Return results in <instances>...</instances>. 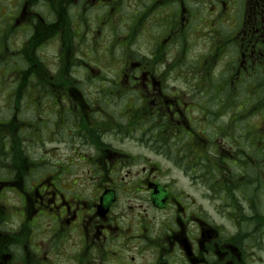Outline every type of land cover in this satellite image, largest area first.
<instances>
[{"label": "flooded vegetation", "instance_id": "obj_1", "mask_svg": "<svg viewBox=\"0 0 264 264\" xmlns=\"http://www.w3.org/2000/svg\"><path fill=\"white\" fill-rule=\"evenodd\" d=\"M7 4L20 51L56 39L68 63L46 161L0 121V264H264V0H0L1 24ZM113 16L108 80L86 60Z\"/></svg>", "mask_w": 264, "mask_h": 264}, {"label": "rangeland", "instance_id": "obj_2", "mask_svg": "<svg viewBox=\"0 0 264 264\" xmlns=\"http://www.w3.org/2000/svg\"><path fill=\"white\" fill-rule=\"evenodd\" d=\"M13 10L15 7L13 6ZM4 11V10H3ZM2 11V13H3ZM11 6L9 4L6 5V13L2 14V24L0 22V45L2 44V57H0V121L6 123L7 121L13 118V115L17 117L19 122L28 123L31 126H27L26 128H18V131L15 128L12 129L8 135L13 133V136L21 135V138L24 146L31 145L36 150V153L42 155L44 157V161L47 160L46 150L49 147L48 141V132H52L53 126L52 122L56 121V114H52L51 101L49 98L46 89H42L43 87H36L35 82L33 80L27 81V85L30 86L29 90L26 89L23 94L24 98L21 100V106L19 111L15 110L14 107V93L16 87L18 86V75L19 71L24 68V59L22 53L20 51V46L25 42L30 33L26 35L22 32H17L14 35H10L9 31H6V21L5 19L10 15ZM103 13V9L101 10V14ZM99 16V15H97ZM90 18L94 17V13H90ZM103 24L101 29H98V33H94L92 37L93 45L96 50L98 47H101V50L93 53L92 58L86 60L88 63L98 64L100 63L104 67L107 64L112 63L113 67L107 71L102 70L101 73L106 75V79L113 80L115 75L111 72L112 69L119 68L120 65L124 63L123 59H120L121 53L119 50L110 51L111 57L107 54L109 46L112 44V40L114 37V33L116 31L120 34L125 32V22L121 23V17L116 19L115 16L111 17L109 21L104 22V18H101ZM79 25L80 23H74ZM2 29V33H1ZM78 29V26H77ZM57 44V40L55 39L49 45L46 50L41 52V58L43 62L46 64L47 69L54 73L58 69L59 59L61 56L59 53L57 54L54 46ZM146 38L140 37L138 41V47H146ZM140 45V46H139ZM53 46V47H52ZM134 50V48L132 47ZM141 50V49H140ZM4 51V52H3ZM142 51H144L142 49ZM85 53V52H83ZM116 53V55H114ZM144 53V52H142ZM79 58H84L83 54L78 56ZM119 69H115L116 72ZM93 89H88V93L91 94ZM22 96V97H23ZM18 127V124H16ZM3 130L2 134H5V130ZM20 134H19V133ZM57 132V130H56ZM60 142L55 144L56 150V159L55 161H60V164L67 163V156L70 154V150L63 143L65 139H67V129L61 132ZM25 134V135H23ZM35 135V136H34ZM43 135V137H42ZM14 140V139H13ZM49 142V141H48ZM3 147L2 149H4ZM30 152V151H29ZM24 154V151H20V155ZM32 155V151L30 153ZM10 158V157H8ZM7 158V159H8ZM10 163H7L9 165ZM6 170V169H5ZM171 171L170 177L175 181V185L173 187H177L181 190V192L187 193L188 195H206V184L201 181L199 184H195L198 187L197 193H195L194 188L192 187L191 182L185 178L178 170L169 169ZM168 181V180H167ZM80 185L77 187L79 188ZM14 194H8L6 200L9 199L11 201L14 200Z\"/></svg>", "mask_w": 264, "mask_h": 264}, {"label": "trees", "instance_id": "obj_3", "mask_svg": "<svg viewBox=\"0 0 264 264\" xmlns=\"http://www.w3.org/2000/svg\"><path fill=\"white\" fill-rule=\"evenodd\" d=\"M49 40V39H48ZM45 39H39L35 41L33 38L29 40V42L25 45V48L21 51L23 59H24V68L19 71L18 75V86L16 87L14 93V107L15 110L19 111L21 106V100H23L26 89L29 90L30 86L27 85V81L33 80L35 82L36 87H43L42 89H46L49 97L53 95V86L64 83L65 80V68L68 63V52L66 53V48L59 53L61 58L58 60L59 65L58 69L55 73L51 74L47 70L46 64L43 62L41 58V47L43 43L46 42ZM62 43L66 41V39L61 38ZM43 42V43H42ZM111 51H115L116 49L113 46L109 47ZM120 51V50H119ZM4 52V51H3ZM121 56H123V51H120ZM116 55V53L114 54ZM122 58V57H120ZM23 96V97H22ZM18 124V127L16 126ZM27 126H31L28 123L19 122L17 117L13 115V118L6 123L2 124V129L5 130V134H2V144H11L14 139V144L22 143L21 135L13 136V133L8 135L15 128L18 131V128H26ZM3 131V130H2ZM19 133V132H18ZM20 134V133H19ZM25 135V134H23ZM2 151V159H7L9 156L7 155V148ZM189 169V168H188Z\"/></svg>", "mask_w": 264, "mask_h": 264}]
</instances>
